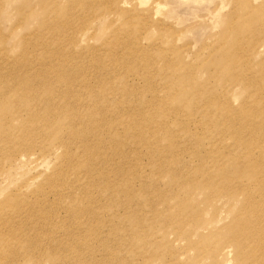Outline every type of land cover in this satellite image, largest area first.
Instances as JSON below:
<instances>
[{
  "label": "rangeland",
  "instance_id": "rangeland-1",
  "mask_svg": "<svg viewBox=\"0 0 264 264\" xmlns=\"http://www.w3.org/2000/svg\"><path fill=\"white\" fill-rule=\"evenodd\" d=\"M242 1L244 0H0V35L2 34L5 37L4 39L3 36H0V50H2L5 55L4 56L3 52L0 51L1 83H6L7 80L13 77L12 70L14 71L16 69L15 65L17 63L28 61L27 64H30L31 62H34L33 60L37 59V61L34 62L35 64L43 63L44 65H56V62L49 61L51 58L50 54L55 49L61 51L66 50V52L64 53L60 51L59 55L68 54L71 57H76L77 63H80V66H72L68 69V71H70L71 73H67L66 70H64V72L67 75L70 74L71 76H74V74H76L78 77H80L77 79V81L74 79V83L76 89L81 90V94L78 98L74 99V101L71 99H69V101L72 102V104H74L75 106L79 105L81 111L85 110L92 100L94 101V103H98V101H96L98 99L101 100L98 103V105L100 104L99 107L102 103L106 102V105L103 104L104 106H109L110 109L115 108L112 111V113H114L115 111V115H113L115 119H118L121 116H123L121 117L122 119H127L128 117L126 118L125 115L127 116L128 114H116L117 111L123 113L120 110L121 108H123L122 106L126 105L125 107L128 108V105H131L136 99V103H133L134 105H131V107H136V109L138 108V111H140L144 100H147L148 105H146V103L144 102L146 106H143L142 110H144V108L148 109L149 104H152L153 106H151V108L149 109V113L151 112L150 114L153 115L154 111H156L159 107L160 109L158 108V111L162 110L163 112L158 113V118L161 117V114L166 113V111L167 113H171L173 111V115H171L170 118H166L164 120L159 119L163 120L161 122H164L166 126L168 125V131H177L175 129L176 122L181 123L182 121V123H184L186 126L187 132L181 131L177 133L176 136H171L174 139V144H177L175 145L177 152L175 154H172V156L170 157L167 155V162H163L162 166H160V176L156 174V170H153V167L150 165V161L152 159L153 161L158 159V161L161 162V160H159L160 156H166V153H164L163 151L164 146H166L167 144L165 143L166 141H162L157 144L154 143L152 139H148V146H151V149H147V145L139 146L137 149H135L136 147H134V145H132V147H129L131 146V140L129 142L127 141V155L129 156L130 161H132L131 163L134 165L133 168L136 167V170L133 171V173H130L128 180L130 185H128V191L133 195L132 198L134 200H143L147 205H143L140 208L136 207L129 201L132 198L124 195L120 192V189H117L118 193H116L115 195V202L119 204L126 203V205L120 207L117 206L115 208V213H113L110 217H108L107 215H104L103 217L105 223L107 221H110V225L113 222V224L117 225V232L113 233L110 231V229L112 230L114 228V225L110 228L107 227L105 223L100 227L99 234H91L95 235L97 240L92 239L91 235L87 234L88 232H84L85 235H88L87 239H91L90 245L92 246L89 252L85 255V261L83 264H242L238 256V246H234L229 242V234H224L226 232V227L238 212L241 202L239 201V203H237L236 201H234L232 205H228L225 200L217 199L216 206L214 203V199L226 197L222 195L225 192V189H217L218 181L216 179H212L214 181H212L213 184L211 185L210 189L205 190L201 193H194L190 199L189 190L181 189V186H183L184 184V176L187 177L189 174H192L193 167L199 166L202 163V158L204 157L200 156L205 155L210 149L212 150L213 148H216L215 146L218 145L219 142H221L220 140L217 141L216 139V133H218L220 130L218 125L224 124V118L222 114H219V112H217V104H220V102L218 101L224 100L227 102V100L229 99V107L234 112H237L240 107V103H244V101L250 98V95L248 94V85L245 86V84H247L246 81H249L251 79L249 82H253L252 80H255L258 77L259 81H255L264 83V37H261V35H264V32H262L264 30V7H262L264 5V0H247L246 3L243 2L245 4L241 3ZM90 2H93L94 4ZM73 3H77V5L79 4V7L81 8L78 9L79 7L76 4L73 5ZM80 3H84V5ZM98 3L99 6L97 5ZM91 4L95 6L93 7ZM20 5L21 8H19ZM47 5L49 6V9H46L48 8ZM71 5H73V7ZM29 6L32 7L29 8ZM90 6H92V8ZM43 7V11L45 10V13L41 9ZM67 7L69 8L67 9ZM88 7H90V9ZM58 8H60L59 10H62L63 13L61 11V14L58 13ZM71 8L76 9L73 10ZM25 9L26 11L24 12ZM64 10L68 11L66 12ZM46 11L48 13H51V16H48V13H46ZM22 12H24L27 16ZM53 12L54 14H56L55 17ZM61 15L65 17L63 18V16ZM44 16L45 18L43 19ZM54 19H57L56 22ZM19 20L21 21L19 22ZM22 21H24V23ZM40 22H42V27H40L41 25H39ZM78 22L81 23L79 24ZM43 23L45 24L44 27ZM128 24H130V26ZM139 26L142 27L138 28ZM54 28L58 32H56ZM136 29H139V31H137ZM82 30L83 32H81ZM126 30L130 32L128 33ZM46 32L52 33V36L50 34H46ZM131 32L133 35L131 34ZM31 33H35L36 35L31 36ZM43 34L44 41H42L41 44L39 43V48H35V50H33L35 47V44H33L35 43L34 41H38ZM57 34H59V36ZM28 36H30V39ZM47 36L48 41L45 39ZM56 37H58V39ZM60 37L62 39H60ZM255 38L256 40L260 41H256ZM25 39L27 40V42L31 40L32 44L29 46V44L26 43ZM51 39L52 41L54 40L52 43L50 41ZM56 40H59L60 42L58 43ZM253 41L254 43H256L255 46ZM45 44L48 45L46 46ZM52 44L54 45V48ZM236 45L238 47H236ZM55 46L58 48H56ZM59 46L61 47V49ZM123 46L125 49L126 47L128 48L125 50ZM71 48L73 49V51ZM36 49L39 51L36 52ZM32 50L36 54L31 53L33 52ZM122 50H125V52H122ZM248 50L250 52H247ZM159 51H161V54L163 52L164 57L160 55ZM46 53L47 55H45ZM153 54L156 56V58H154L155 56ZM243 54H245L244 56L248 59H246L245 57L241 58ZM105 55L107 56V59ZM230 55L231 58L229 59L228 57H230ZM111 56L115 58V60L112 59ZM109 57L111 60L109 59ZM43 58L45 61H38V59L43 60ZM148 59L152 60L153 63H150ZM109 60L110 63H112V60L116 63L118 61L117 64H119V66L115 62L110 65L108 62ZM163 61L165 62V65H161ZM243 61L245 62V64ZM246 61H248L249 63ZM170 63L172 67L175 66L176 69L170 67ZM172 63H175V65ZM98 64L99 67H95L96 65L98 66ZM152 64H155L156 67ZM112 65H115V70L114 68L112 69ZM131 65L133 68L131 67ZM159 65L164 67L165 69L167 68L166 70H163L165 71V73L162 74L161 70L164 68H159ZM235 65L237 66L236 68ZM140 66L142 67L141 69ZM152 66L154 67V69L152 68ZM247 66L250 68L253 67L251 72L254 75V77L252 76L253 78H250L252 74L249 72V70L251 71V69L248 70ZM31 67L32 66L28 67V69L30 70ZM137 67L139 70L137 69ZM144 67H146L145 71ZM147 68L151 69L150 71L152 72V75H150L151 73ZM156 68L159 73L156 72ZM258 68L261 69L259 70ZM127 69L130 70L126 72ZM186 69L189 74H186ZM78 70H80V72ZM140 70L144 72L145 77H140L143 75ZM98 71L99 74L97 73ZM100 72H102L103 74ZM133 72L138 73V75L136 73L134 74ZM146 72L148 77L146 76ZM105 74L106 76L108 74V76L105 77ZM243 74L245 76V79L247 78L248 80L246 79L245 81L243 79ZM154 75L156 76L154 77ZM165 75L166 77H164ZM149 76L151 77V79H149ZM160 76H163L162 79L160 78ZM177 76L179 77L177 78ZM138 78L139 80H137ZM143 78H145V80ZM140 80L142 81V83ZM147 80H149V82H147L148 84L145 83ZM189 80L191 82H189ZM225 80L227 81V83L224 82ZM151 81H153V83H158H154V86L152 85V89H150V83L152 84ZM159 82L161 84H159ZM223 83L227 88L223 86ZM156 84L157 86L160 85L161 88L159 90L157 89L159 86H156L157 88H155ZM163 84H167V86L165 87ZM142 86H144L145 88L147 87V92H145L146 90H144ZM162 86H164L163 89ZM116 87L118 89H116ZM136 87H140L142 91L144 90V92H140V88L135 91ZM167 87L169 88V90L167 89ZM103 89L104 92L98 94ZM148 89L150 92L148 91ZM117 90H119L120 94L117 93ZM121 90L123 91L122 93H125L122 94ZM156 90L157 93H155ZM166 90L168 92H166ZM3 91L4 88L1 89V92ZM106 91L107 93L110 92L108 93L109 95L107 93L106 95L104 94ZM133 91L136 93H133ZM174 91H176V95L178 94L180 97H183L184 94L188 93L186 96L192 98L189 105L185 107L187 111L181 110L180 100L179 98H176ZM194 91L197 94V100H195V98L193 97ZM91 92L96 99L94 97H91ZM113 92L114 94H112L111 96L110 94ZM151 92L153 94H150ZM228 92L229 95H226V97L223 99V94ZM87 93L91 95L90 96L88 94V97L90 99L88 98L82 100V97ZM129 93H133V96L135 94L136 95L133 98V96H131ZM170 93H172L173 95ZM137 94H141V97ZM149 94L152 95V97ZM98 95L102 96H99V98H97ZM123 95L125 97H123ZM130 96L132 97V99ZM107 97L110 98V100L108 99V101L110 102L107 101ZM135 97H137L139 100L141 98V102L139 105H137L139 103V100H137V98ZM160 97L161 99L163 98V100H161ZM124 98L128 100H124ZM155 98L158 99L155 100ZM205 98L215 99L216 101L214 100V102H212V105H217V108L213 107L210 110L211 112H206L203 107H201L202 101ZM233 98H235V100ZM122 99L126 103L123 102ZM120 100L122 101V103H120ZM158 100L164 102H166L167 100L169 101H167L166 103L163 102L162 104ZM78 101L82 103H78ZM260 102H262V100H260ZM115 103L116 107L114 106ZM156 103H158V105H156ZM104 106H101L100 109ZM192 109H195V112ZM192 114L193 116H191ZM21 118L27 119L28 115L23 114ZM18 120L10 123L9 128L19 129L27 122L26 121L22 123L18 122ZM225 124H227V129L231 126V124L229 123ZM114 128H116L119 133L121 132V129H118L116 127V122L114 124ZM236 128L237 126L228 129V134H226L222 140V142L225 144H223L222 148L219 149V151H225V157L228 159V164L225 165V171H228V165L230 160H232V157H235V159H237L243 151L241 144H239V139L237 138L239 132L236 130ZM203 129L205 130L203 131ZM233 131L234 133H232ZM234 134H236V137H233ZM106 136L108 135H105L104 138L109 142L110 135L108 136L109 138ZM162 138H164V136ZM136 141L137 137L133 136L132 143L137 144ZM242 141L244 143L246 141V137H244ZM247 142H253L257 145H263L264 138H259L258 135L257 140L255 139L253 141L251 139H248ZM202 146H204L205 149ZM237 146H240V148ZM28 153H33L32 155L34 160L30 161V163L26 162L24 165H22L23 168L19 172V174L15 169H11L8 175V181L5 184H0V202H3L4 200H10L14 201V203L16 202L15 205H20L21 207L27 204H35V202H37L39 199H42L43 196H46L50 203L55 199L52 196L51 190H49V188L51 180L55 176H57L59 172L56 171L58 170L60 164L59 150L56 151V145L53 143H48V145H45L41 142L37 143L36 147L28 151ZM197 154L199 156L195 157V155L197 156ZM258 154V151H255L254 155L257 156V160H260ZM135 157H139L138 160H136ZM1 162V166H3V168H6L9 164L6 159H2ZM171 175H174L172 179ZM109 176L112 178L111 172H109ZM263 178H258L257 183L256 181L253 182L252 180L250 181L247 178L244 181L245 188H250L259 183H264V181H262ZM117 180L118 178L116 177L115 181ZM198 182V179L192 181L191 187H195ZM118 184H120V182H118ZM157 193H160L158 196L161 195L163 197H166V199H168V202H158V200L154 197ZM86 194L91 196V199L98 198L97 193L93 192V190L83 192L81 195L84 196ZM208 195H213V204L209 208L206 215L208 220H215L212 231L208 229L204 231L201 230L198 234H190L191 238L189 240L188 238L184 239L182 236H180V234H176V230L173 231L174 226H171L167 222L169 218H171L172 220L176 219L178 216H180L179 214L181 210H183L184 208L189 209V207H191V210L196 212L195 215H198L200 209H202L204 206V199ZM243 196L244 195H242L240 199ZM103 198L104 202H106L107 199L105 198V196H103ZM40 204L41 206H43L44 201ZM80 206L84 205L81 204ZM95 210L97 209H94V207L93 209L91 208V211ZM57 212L58 215L62 216L61 219L66 218V214L62 209H59V211ZM131 213H133V215H140L138 226H135L136 222L134 219L132 223V219L130 217ZM150 218L152 219V223L150 222ZM198 221L199 220L196 218H190L189 220H187V223H189V226H191L197 224ZM83 224H88L92 227L99 226V224L93 221L92 218L90 222L86 220L85 222H83ZM63 225L64 223H61L60 226ZM55 226L56 228H58V234H61L63 230L61 229V231H59V224H56ZM66 226L69 232L77 233L75 238L76 240L80 235L78 226L70 220L66 223ZM27 228L30 231L29 227ZM143 232H147L149 234H141ZM213 232L215 233L212 234ZM135 237H137L136 240H134ZM146 241L150 242L144 244ZM260 243L263 244L262 240L260 241ZM200 244L203 246L204 244L213 246L212 249L209 250L207 256L203 255V257H199L196 253V247ZM184 247L190 248L192 249V251L185 249L182 250ZM221 248H224V250H228L229 254L215 255V251ZM68 251L73 252V249H69ZM66 255H68V253H66ZM42 260H44V264H48L45 262V259L43 257Z\"/></svg>",
  "mask_w": 264,
  "mask_h": 264
},
{
  "label": "bare ground",
  "instance_id": "bare-ground-1",
  "mask_svg": "<svg viewBox=\"0 0 264 264\" xmlns=\"http://www.w3.org/2000/svg\"><path fill=\"white\" fill-rule=\"evenodd\" d=\"M246 1L247 0H244L241 3H243V2L246 3ZM53 2H55V1H53ZM90 3L94 4L93 2H90ZM245 3H243V4H245ZM74 4L77 5V3H73V5ZM80 4H82V3H80ZM85 4H86V2H85ZM21 5L19 8H21ZM28 5H29V3H28ZM48 5H47L48 8H46V9H49ZM73 5H71V6L73 7ZM82 5H84V3ZM97 5L99 6V3ZM67 6H68V4H67ZM71 6H69V7H71ZM77 6L79 7L80 5L78 4ZM92 6H90V7L92 8ZM98 6H96V7H98ZM0 7H1V3H0ZM15 7H17V6H15ZM31 7L29 6V8H31ZM69 7H67V9ZM90 7H88V8L90 9ZM262 7H264V5ZM76 8H71V9L74 10ZM80 8L81 7H79L78 9H80ZM84 8H85V6H84ZM41 9L43 11L44 7ZM59 9L60 8H58V10ZM82 9H83V6H82ZM25 11H26V9L24 10V12ZM60 11L63 13L62 10H59L58 13L61 14ZM64 11H66V10H64ZM69 11H72V10H69ZM24 12H22V13H24ZM43 12L45 13V10ZM35 13H36V11H35ZM46 13H48V12L46 11ZM24 14H23V16H24ZM53 14H54V12H53ZM55 15L56 14H54V17H55ZM63 15H61V16H63ZM48 16H51V13H48ZM64 17L65 16H63V18ZM29 18H31V17H29ZM44 18H45V16L43 17V19ZM58 18H60V17H58ZM21 20H19V22ZM56 20H55V22H56ZM62 21H63V19H62ZM22 22L24 23V21H22ZM37 22H39V21H37ZM41 23L42 22H40L39 25H41ZM78 23L80 24L81 22H78ZM44 25L45 24L43 23V27H44ZM128 25L130 26V24H128ZM128 25H127V27H128ZM40 27H42V25ZM140 27H142V26H139L138 28H140ZM37 28H39V27H37ZM35 30H37V29H35ZM136 30L139 31V29H136ZM45 31H47V30H45ZM55 31H56V29H55ZM56 32H58V31H56ZM81 32H83V30ZM132 32H133V30H132ZM132 32H131V34H132ZM262 32H264V30ZM67 33H68V31H67ZM46 34L51 35L52 33L46 32ZM32 35H36V34L31 33V36ZM57 35L59 36V34H57ZM0 36H3V35L1 34ZM48 36L45 38L46 40H47ZM262 36L264 37V35H261V37ZM28 37L30 39V36H28ZM56 38L58 39V37H56ZM1 39H2V37H1ZM4 39H5V37H4ZM26 39H28V38H26ZM26 39H25L26 43L29 44V46H30L32 44L31 40H29V42H27ZM60 39H62V38L60 37ZM46 40H45V42H46ZM135 40H137V39H135ZM255 40H256V38H255ZM42 41H44V34L41 36V38H39L38 41H34L35 43H33V44H35V47L33 50H35V48H39V43L41 44ZM50 41H51V43L53 42L52 39ZM56 41L58 43L60 42L59 40H56ZM56 41H55V43H56ZM254 41H253V43H254ZM256 41H260V40H256ZM51 43H49V44H51ZM255 44L256 43H254V46H255ZM19 45H20V42H19ZM237 45H236V47H238ZM254 46H253V48H254ZM119 47H121V46H119ZM31 48H33V47H31ZM46 48H48V47H46ZM53 48H54V45H53ZM56 48H58V47H56ZM123 48H124V46H123ZM127 48L128 47H126V49ZM60 49H61V47H60ZM125 50H122V52L123 51L125 52ZM0 51H2V50H0ZM38 51L39 50H37L36 52H38ZM43 51H44V49H43ZM60 51L61 50L55 49L54 51H52V53H51L52 55L50 54L51 58L49 61L56 62L57 63L56 65H44L43 63L42 64H40V63L35 64L34 62L37 61V59L36 60L32 59L34 61L33 63L32 62L30 63V61H29L30 64H27L28 61L17 63L15 65L16 69L14 71L12 70L13 77L11 79L7 80L6 83L0 82V184H5L8 181V175H9L11 169H15L16 172L18 171V174H19V172L23 168L22 165H24L26 162L30 163V161L34 160L33 155H32L33 153L29 154L28 151L35 148L37 143L42 142V144H45V145H48V143L49 144L53 143L56 145V151L59 150V154H60L59 155L60 164H59L58 170H56L59 172H58L57 176H55L50 182L49 190H51V194L55 198L54 200H52L51 203L48 201V198L46 196L45 197L43 196L42 199H39L37 202H35V204H27V205H25V206L23 205L21 207H20V205H15L16 202L14 203V201H10V200H4L3 202L2 201L0 202V264H44V260H42V257L45 259V262L48 264H73V263L83 264L85 261V255L89 252V250L91 249V246H92V245H90L91 239H87V236L91 235V234H99L100 233V227L105 223L104 218H103L104 215H107L108 217H110L113 213H115V208L117 206L120 207V206L126 205V203L119 204V203L115 202L116 201L115 195H116V193H118L117 189H120V192L123 193L124 195H127L129 198H132V196H133L128 191V185H130L128 180H129L130 173H133V171L136 170L135 169L136 167L133 168L134 165L131 163L132 161H130L129 156L127 155L128 154L126 152L127 141L129 142L131 140V143H130L131 146H129V147H132V145H134V147H136L135 149H137L139 146H146V145H147V149H151V146H148V139L149 140L152 139L153 142L157 143V144L162 142V141H166L165 143H167V144L163 148V151H164V153H166V156L165 157H162V155L160 156L159 160H161V162H159L158 159L155 161H153V159H152L150 161V165L153 167V170H156V174L160 176V174H161L160 173L161 172L160 166H162L163 162H165V161L167 162V160H168L166 158L167 155L170 157V156H172V154H175L177 152L176 146H175L177 144H174V139L172 137L176 136L177 133H179L181 131L187 132L186 126L184 123H182V121H181V123L176 122V124H175V129L177 130L176 132L168 131L169 130L168 125L166 126V124L164 122H161V121H163L166 118H170L171 115H173L172 114L173 111L171 113H167V111H166V113L161 114V117L158 118V113L163 112L162 110L158 111L159 107L158 108L156 107L157 110L154 111L155 114L153 113V115L150 114L151 112L149 113V109L151 108V106H153L152 104H149L148 109L144 108V110H142L143 106L148 105L147 100L146 101L144 100L146 105L144 104V102L142 104V107H141L142 111L141 110L138 111V108L136 109V107L135 108L131 107V105L132 106L134 105L133 103H136L135 102L136 99L131 105H128V108L125 107L126 105L122 106L123 108L125 107L124 109L123 108L120 109L123 113L117 111L116 114H123V115L128 114L127 116L125 115L126 118L128 117L127 119H125V118L122 119L121 117H123V116L119 117L118 119H115L113 117V115H115L114 114L115 111H114V113H112L113 109H115V108H113V109L111 108L112 109L111 110L109 108V106L108 107L104 106L103 104L106 103L105 100H104L105 103L101 104V106H104L101 109H100L101 106L99 107L100 104L98 105V103L101 100L97 99L96 101H98V103H96V102L94 103V101L92 100L88 104V107L85 110L81 111L79 108V105L75 106L74 104H72V102L69 101V99L74 101V99L78 98L81 94V90H77L75 87V83H74V79L77 81V79L80 77H78L76 74H74V76H71L70 74H68V75H70V76H68L64 72V70H66L67 73L68 72L71 73L70 71H68V69L72 66H80L79 65L80 63L79 64L77 63L76 57H71L68 54L67 55H64V54L59 55ZM72 51H73V49H72ZM250 51H251V49H250ZM250 51L248 50L247 52H250ZM61 52L64 53V52H66V50L65 51L63 50ZM160 52L161 51H159V53ZM31 53H35V52L33 51ZM94 53H96V52H94ZM18 54H19V52H18ZM3 55H4V52H3ZM45 55H47V53ZM45 55H44V58H45ZM131 55H132V53H131ZM160 55L163 56V52H162V54L160 53ZM244 55L245 54H243V56H241V58L242 57L244 58L245 57ZM30 56H31V54H30ZM41 56H42V54H41ZM64 56H66V57H64ZM127 56H128V54H127ZM250 56H252V55H250ZM91 57H92V55H91ZM105 57L107 59L106 55H105ZM114 57H115V55H114ZM120 57H122V56H120ZM35 58H36V56H35ZM44 58H43V60H41L42 58L40 60L38 59V61H40V62L45 61ZM154 58H156V56ZM228 58L230 59L231 55ZM94 59H92V60H94ZM109 59H110V57H109ZM112 59L115 60V58H113V57H112ZM149 59H150V57H149ZM151 59H153V58H151ZM175 59H176V57H175ZM246 59H248V58H246ZM27 60H28V58H27ZM110 60L108 61L110 65L115 62V61L113 62V60H112V63H110ZM145 60H147V59H145ZM163 60H165V59H163ZM135 61H136V59H135ZM149 62L153 63L152 60H149ZM156 62H155V64H156ZM246 62H248V61H246ZM100 63H101V61H100ZM117 63H118V61H117ZM122 63H124V62H122ZM164 63L165 62L163 61V63H161V65H165ZM155 64H152V65L155 66ZM172 64L175 65V63H172ZM235 64H237V63H235ZM244 64H245V62H244ZM117 65L119 66V64H117ZM149 65H151V64H149ZM167 65H168V62H167ZM30 66H32V67L29 70L28 67H30ZM169 66L172 67L171 63L169 64ZM176 66H177V64H176ZM95 67L98 68L99 64H98V66L96 65ZM111 67H112V69L114 68V70L116 69L115 65H112ZM124 67H125V65H124ZM124 67H123V69H124ZM131 67H132V65H131ZM146 67H149V66H146ZM146 67H144V71H145ZM161 67L162 66H160L159 68H161ZM236 67L237 66L235 65V68ZM101 68H103V67H101ZM108 68H110V67H108ZM141 68L142 67L140 66V69ZM152 68L154 69L153 66H152ZM162 68H164V67H162ZM172 68L176 69L175 66H173ZM252 68L253 67L247 68L248 70L251 69V71L249 70L250 73L252 72ZM137 69H138V67H137ZM166 69L164 68L161 70L162 74L165 73V71H163V70H166ZM187 69H186V71H187ZM129 70L127 69L126 72H128ZM148 70L150 71L151 69L149 68ZM78 71L80 72V70H78ZM81 71H82V69H81ZM95 71H97V70H95ZM140 71L142 72V70H140ZM172 71H173V69H172ZM136 72H138V71H136ZM136 72H133V73L135 74ZM156 72H158L157 68H156ZM262 72H263V70H262ZM97 73L99 74V71ZM100 73H102V72H100ZM150 73H151L150 75H152L151 71H150ZM136 74L138 75V73H136ZM142 74H141L142 76H140V77L144 76V72H142ZM186 74H189L188 71ZM254 74H255V72H254ZM78 75H80V74H78ZM166 75L164 77H166ZM107 76H108V74H107ZM107 76L105 74V77H107ZM146 76L148 77L147 72H146ZM155 76L156 75H154V77ZM179 76H177V78ZM243 76H244V74H243ZM252 76L254 77V75L252 74L250 76V78ZM134 77H135V75H134ZM162 77L160 76L161 79H162ZM240 77H241V74H240ZM139 78L137 80H139ZM143 79L145 80V78H143ZM149 79H151V77ZM243 79L246 81L247 78L245 79V76H244ZM158 80H159V78H158ZM158 80H156V81H158ZM226 80L224 82L227 83ZM255 80H258V77ZM255 80H252L253 82L246 81L247 84H245V86L248 85V90H249L248 94L250 95V98L247 99L246 101H244V103L243 102L240 103V107L238 109L239 112H238V110H237V112H234L233 110H231V108L228 105L229 99L227 100V102L224 100L220 101L218 99L219 100L218 102H220V104H217L218 105L217 112H219V114H222V116L224 118V121H223L224 124L218 125L220 130L218 133H216L217 134L216 139H217V141L220 140L221 142H219V144L215 146L216 148H213L212 150L210 149L205 155L200 156V157H204V158H202L203 161L201 160L202 163L199 166L193 167L192 174H189L187 177L184 176L185 177L184 178V184H183V186H181V189L189 190V192H190L189 199H190L194 193L197 194V193H201V192H204L205 190L210 189L211 185L213 184L212 181H214L216 179L218 181L217 189L218 190L225 189V192L222 195L226 196L225 198L214 199V203L216 206H217V204H216L217 199L218 200H220V199L225 200L228 205H232L234 201H236L237 203H239V201L241 202V205L239 207L238 212L235 214V216L230 221L229 225L226 227V229H225L226 232L224 234H226V233L229 234V237H228L229 242L232 243V245H234V246H238V256H239V260L242 264H264V183H259L257 185H254L253 187H250V188H245V184H244V181L247 178H248V180H250V181L252 180L253 182L256 181V183H257L258 178L264 177V144L263 145H259V144L257 145L253 142H247L248 139H251L253 141L255 139L257 140L258 135H259V138H264V83L258 82L259 80L258 81H255ZM102 81H103V79H102ZM147 82H149V80H147L145 83H147ZM151 82H152V84L150 83V85H151L150 89L153 88L154 83H157V82L153 83V81H151ZM189 82H191V81L189 80ZM141 83H142V81H141ZM145 83H144V86H145ZM173 83H174V81H173ZM138 84H139V82H138ZM157 84L155 85V88H157L159 86L157 88L159 90L161 87H160V85L157 86ZM159 84H161V83L159 82ZM144 86H142V87L144 88V90H146L147 87L145 88ZM164 86L166 87L167 84ZM164 86H162V89ZM223 86H225V88H227L226 85H224V83H223ZM113 87H115V86H113ZM113 87H112V89H113ZM117 87H116V89H118ZM137 87H136L135 91H137V89H139L141 86L139 88H137ZM168 87H167V89L169 90ZM2 88H4L3 92H1ZM132 88H135V87H132ZM104 89H105V87H104ZM104 89L102 91H100L98 94H101V92H104ZM184 89H185V87H184ZM140 90H141V88H140ZM144 90L143 91L141 90L140 92H144ZM107 91L104 93L105 95H106ZM113 91H114V89H113ZM117 91H118L117 93H119V90H117ZM148 91H149V89H148ZM151 91H153V90H151ZM122 92L123 91L121 90V93ZM145 92H147V90ZM166 92H168V91L166 90ZM175 92L176 91H174V94L176 95ZM108 93H110V92H108ZM124 93H122V94H124ZM133 93H136V92L133 91ZM133 93H131V94L129 93V94L131 96H133ZM138 93H139V91H138ZM155 93H157V90ZM158 93H159V91H158ZM88 94L89 93L86 94L87 96L86 95L83 96L82 100L88 99L89 98ZM91 94H92V92H91ZM94 94H96V93H94ZM112 94H114V92L111 93L110 95L112 96ZM150 94H153V93L151 92ZM170 94H172V93H170ZM187 94H184L183 97H180L178 94L176 95V98H179V100H180V105H181L180 108L182 111L186 110L185 107L189 105V103L192 99V98L186 96ZM137 95L140 96L141 94H137ZM142 95H143V93H142ZM163 95H165V94H163ZM218 95H219V93H218ZM226 95H229V92L223 94V96H224L223 99L226 97ZM99 96H102V95H98V97L97 96L96 97L99 98ZM134 96H133V98H134ZM150 96L152 97V95H150ZM91 97L95 98V96L93 94ZM123 97H125V96L123 95ZM130 97H128V98H130ZM157 97H158V94H157ZM171 97H170V99H171ZM193 97L195 98V100H197V98H196L197 94L195 91L193 92ZM135 98H137V97H135ZM186 98H188V99H186ZM218 98H219V96H218ZM108 99L110 100V98L107 97V101H108ZM119 99H121V98H119ZM125 99L126 98H124V100ZM131 99H132V97H131ZM148 99H149V97H148ZM157 99L155 98V100H157ZM160 99H161V97H160ZM233 99L235 100V98H233ZM126 100H128V99H126ZM130 100H129V102H130ZM137 100H139V99L137 98ZM140 100H141V98H140ZM140 100H139V103L137 105L140 104V102H141ZM161 100H163V98ZM164 100H165V98H164ZM214 100L215 99H212V98L203 99L201 107H203V109L206 112H211L210 111L211 108H213V107L217 108V105H212V102H214ZM260 100H262V102H260ZM122 101H123V99H122ZM122 101L120 100V103H122ZM167 101H169V100H167ZM91 102H93V103H91ZM108 102H110V101H108ZM123 102H125V101H123ZM129 102H127V103H129ZM154 102H151V103H154ZM159 102H161L163 104L164 101H159ZM166 102H164V103H166ZM78 103H82V102L78 101ZM156 105H158V103H156ZM114 106L116 107V103L114 104ZM194 108H196V107H194ZM198 108H199V106H198ZM146 109H147V111H146ZM175 109H176V107H175ZM192 110L195 112V109H192ZM192 110H191V112H192ZM23 114L28 115V118L27 119L21 118V116ZM188 115H190V114H188ZM191 116H193V114ZM159 119H163V120H159ZM17 120H18V122H22V123H24L26 121L27 122L25 125H23L19 129L9 128V124L13 123ZM115 122H116V127L118 129L119 128L121 129L120 133L118 132V130L116 128H114ZM225 123L231 124V126L229 128H231V127L234 128L235 126H237L236 130L239 132V134L237 135V138L239 139V144H241L242 150H243L241 155L237 159H235V157H232V160H230L229 165H228L229 166L228 171H225L226 170L225 165L228 164V159L225 157L226 156L225 151H223V150L219 151V149L222 148L223 144H225L222 142L224 136L226 134H228V132H229V130H228L229 128L227 129V124H225ZM204 130L205 129H203V131ZM232 133H234V131ZM105 135H108V136L110 135V138L108 136H106L110 139L109 142L104 138ZM116 136H118V137H116ZM133 136L137 137V141H136L137 144L132 143ZM163 136H164V138H162ZM233 137H236V134H234ZM244 137H246V141L243 143L242 139ZM202 147L204 148V146H202ZM237 147L240 148V146H237ZM255 151H258V153H259L258 156H259L260 160H257V156L254 155ZM198 156H199L198 154H197V156L195 155V157H198ZM138 158L139 157H135L136 160H138ZM2 159H6L7 162L9 163L6 168H3V166H1V163H2L1 160ZM140 160H141V158H140ZM208 167H211V168H208ZM109 172L112 173V178L109 176ZM116 177L118 178L117 181H115ZM173 177H174V175H171V179ZM197 179L199 181L198 184L192 188L191 182L195 181ZM212 179H214V180H212ZM262 181H264V178ZM118 182H120V184H118ZM92 190H93V192L97 193V195H98L97 199H91V196H89L88 194H86L84 196L81 195L83 192L92 191ZM113 193H114V195H113ZM159 194L157 193L156 196H158ZM119 195H120V193H119ZM242 195H244V196L240 199V197ZM103 196H105V198L107 199L106 202H104ZM156 196H154V197L158 200V202H164V203L168 202V199H166V197H163L161 195L158 197H156ZM212 198H213V195H208L204 199V202H203L204 206L202 205L203 208L200 209L198 215H195L196 212L191 210V207H189V209L184 208L183 210H181L180 214H179L180 216H178L176 219L172 220L171 218H169V220L167 222L171 226H174L173 231L176 230V232H175L176 234H180V236H182L184 239L188 238V240L191 238L190 234H198L201 230L204 231V230H208V229H210L212 231V227L215 224V220H208L206 217L209 208L213 204ZM43 201H44V204H43V206H41L40 203ZM129 201L131 204L135 205L138 208H140L143 205H147L143 200L139 201V200H134L132 198ZM81 204H83L84 206H80ZM93 207H94V209H97V210L91 211V208L93 209ZM59 209H62L64 211V213L66 214L65 219H61L62 216L58 215L57 211H59ZM113 210H114V212H113ZM139 216L140 215H138V214L133 215V213H131V215H130V217L132 219V223H133V219L136 222L135 226H138V224H139ZM91 218L93 219V221H95L99 224L98 227H92L91 225H88V224L84 225L83 224V222H85L86 220L90 222ZM190 218H196L199 221L197 222V224L189 226V223H187V220H189ZM69 220L72 221L74 224H76L78 226L79 231H80L79 232L80 235L76 240H75V238H76L77 233L69 232V230L66 226V223ZM150 222L152 223V219ZM61 223H64V225L60 226ZM113 223L110 225V221H107L105 223V225L107 227H110V228H111V226L113 227V225H114V228L112 230L110 229V231L113 233H116L117 232L116 228H118V227L116 224H113ZM56 224H59V231H61V229L63 230V232L61 234H58L59 232H58V228H56V226H55ZM25 225L27 227H29L30 231L28 230V228ZM84 232H88L87 233L88 235L87 234L85 235ZM147 232H148V230H147ZM147 232H143L141 234H149ZM214 233L215 232H213L212 234H214ZM91 238L94 240H97L95 235H91ZM136 239H137V237L134 238V240H136ZM261 240H262L263 244L260 243ZM149 242L150 241H146L144 244H147ZM212 247L213 246H211L209 244H206V245L204 244V246L200 244L196 247V253L198 254L199 257H201V256L203 257V255L207 256L209 253V250H211ZM69 249L70 250L73 249V252L68 251ZM184 249L192 251V249H190V248L184 247L182 250H184ZM66 253H68V255H66ZM218 254L219 255H228L229 251L224 250V248H221V249H218L215 251V255H218ZM112 256H113V254H112Z\"/></svg>",
  "mask_w": 264,
  "mask_h": 264
}]
</instances>
